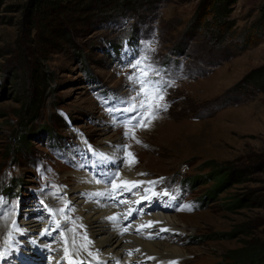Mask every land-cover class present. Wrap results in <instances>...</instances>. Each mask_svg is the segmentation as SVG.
Here are the masks:
<instances>
[{
    "label": "rangeland",
    "instance_id": "374dc122",
    "mask_svg": "<svg viewBox=\"0 0 264 264\" xmlns=\"http://www.w3.org/2000/svg\"><path fill=\"white\" fill-rule=\"evenodd\" d=\"M27 1L0 0V231L13 222H45L47 205L57 220L70 218L62 229L75 226L71 240L84 243L83 234L98 229L79 227L88 203L81 188L95 178L109 188L113 174L132 173L140 182L160 181L153 185L158 195L141 198L133 213L173 221L169 231L149 232L159 246L179 253L177 264H235L237 251L264 239V92L246 97L230 91L264 70V36L231 54L189 28L199 0H159L144 17L126 12L73 31L69 43L64 34L72 23L63 15L52 16L41 35L30 28ZM263 6L264 0H236L230 37L238 39ZM145 56L158 73L151 79L165 82L167 110L148 129L136 130L137 144L124 136L136 113L121 110L136 102L137 86L128 76L131 64ZM123 145H131L136 158L131 168ZM220 165L237 172L212 192L210 171ZM105 204L96 207L107 210ZM185 205L191 210H180ZM17 240L0 256L2 264H44L47 245L25 234ZM98 257L82 261L103 264Z\"/></svg>",
    "mask_w": 264,
    "mask_h": 264
},
{
    "label": "trees",
    "instance_id": "16d2710c",
    "mask_svg": "<svg viewBox=\"0 0 264 264\" xmlns=\"http://www.w3.org/2000/svg\"><path fill=\"white\" fill-rule=\"evenodd\" d=\"M235 1L199 0L194 16L189 22L193 34L204 33L209 42L220 49L229 48L232 50L231 54L255 45L264 36V6L258 18L235 40L230 37L235 22L230 17L231 5ZM158 2L159 0H28L24 14L30 28H33L37 35H41L45 27L47 29L50 27L48 23L51 22L52 16L63 15V18H68V22L72 23V29L65 31L64 40L73 43V31L79 32L85 28L89 29L88 27L96 28L118 16H125L126 12L144 17L145 14L154 11ZM254 75L253 77L247 75L230 91L234 93L241 91L246 97L264 92V70L257 71ZM24 140L27 141L25 137H19L20 142ZM233 170L226 165L212 168L209 177L215 181L212 192L226 187V182L237 172ZM255 239L257 244L250 243L247 249L237 251L239 253L235 258V264H264V239Z\"/></svg>",
    "mask_w": 264,
    "mask_h": 264
},
{
    "label": "bare ground",
    "instance_id": "6f19581e",
    "mask_svg": "<svg viewBox=\"0 0 264 264\" xmlns=\"http://www.w3.org/2000/svg\"><path fill=\"white\" fill-rule=\"evenodd\" d=\"M135 176L136 175L132 173H128L127 177H122L123 179H121L139 181ZM88 178L86 177V179ZM95 179L94 181L89 180L88 185H84L80 190L82 192L81 197L88 199V203L85 204L82 211L79 212L83 225L82 229H87L91 224H96L95 229H98V232H87L88 238L93 242L88 250L96 255L102 254L105 258L103 264H169L171 261H175L177 264V260L180 258L177 251L161 247L154 239L147 238L150 229L155 228V230H159L161 227L167 228L173 226L171 225L173 224V221L166 216L162 218L154 214L155 216L146 218V215H139V211L133 213V209L137 208L136 206L140 203L142 197H152L151 192H147L146 189H153V185L142 183V185L144 184L142 192H136V194L133 193L137 191L136 188H133L131 192L121 190V192L112 194L116 197L113 199L109 195L111 187H106L104 183H96ZM96 192H103L105 195L93 196L91 198L87 195ZM121 201H124V203H121ZM104 203H106L105 205H108L107 210L97 209L99 208L96 207L97 205ZM130 210L131 214L129 215ZM113 215L119 217L116 222L107 219V217ZM40 219H30V221L27 222V226L19 227L21 231H15L13 226H4L5 228H2L0 231V237L3 243V249L0 253L8 255L13 244L18 242L17 237L21 234H25L35 239L38 243L40 242L43 245H47V256L44 264H57L58 260L59 264H65V261L60 260V257L62 256V248L64 246L60 239V235L61 233H64V235L68 237L69 242H71L72 236L70 232H64L65 230L62 229L63 226L67 225V221L65 219L57 220L53 214L46 216L45 222L43 223L40 222ZM57 221L60 223L59 229L56 228ZM149 221L158 223H154L151 228H145L143 234L136 230L141 224H146ZM47 224L50 226H47ZM114 225H118V227ZM130 225L131 227H129ZM125 227H129L128 232L123 231ZM45 229L48 230V233L44 234L42 241L37 236L33 235L34 232H36L42 236L41 233H43ZM55 230H57L56 234H54ZM102 232L104 235L98 236L99 233ZM9 233H11L10 243L8 242ZM49 238H53L54 240L49 243ZM78 243L80 244L79 241ZM137 249H139V251H137ZM141 250L143 251L142 255L139 254ZM130 252L131 255H129ZM78 256L81 257H77V259L83 260L88 255L87 252L81 250ZM149 257H154L155 259H149ZM11 263L12 262H6L3 264ZM0 264L2 263L0 262Z\"/></svg>",
    "mask_w": 264,
    "mask_h": 264
},
{
    "label": "snow or ice",
    "instance_id": "6c2138e0",
    "mask_svg": "<svg viewBox=\"0 0 264 264\" xmlns=\"http://www.w3.org/2000/svg\"><path fill=\"white\" fill-rule=\"evenodd\" d=\"M147 60V57H141L140 59H136L134 63L131 64V68L134 70L132 74L128 76V79L137 87L134 88L135 96L131 99L133 101H136L135 103H132L129 108L122 109L123 112H135L136 115L132 116L127 121V130L124 132V136L128 139H133L136 141L137 144H142V141L136 138L135 132L137 129H148L154 120L158 118L160 110H167V104L164 103L165 99V82L162 80H152L151 75L153 73H157V70L153 68L152 65L146 64L145 61ZM158 74V73H157ZM168 86H171L170 84ZM102 103H107V101H102ZM119 109L116 108H109V113L113 111H117ZM135 121V123H133ZM131 148V145H123L121 148V151L124 152V163L126 166L131 168L137 161L134 156V154L129 150ZM97 156L100 159H104L102 153H97ZM80 167H83V165H80ZM140 175H144V173H140ZM163 178H161L162 180ZM96 183H101L102 181L96 180ZM108 183L111 184L110 189V197L115 199L116 197L112 195L113 193L121 192V190L126 192H131L133 188L139 187L142 183H147L150 185H155L159 183L160 181H147V182H140V181H129V180H122L120 179V174L115 173L113 176H111L108 181ZM61 189L57 188L56 192L59 193ZM147 192H151L152 196L158 195L152 188L146 189ZM89 198L93 196H103L105 193L103 192H96V193H89L87 194ZM162 195H169L167 191L163 192ZM142 199H150V197L145 196L142 197ZM174 199V197H173ZM3 198L0 197V203H3ZM43 203V201H41ZM121 203H124V201H121ZM67 206V205H65ZM44 207L47 209L48 213L50 215L53 214V209L48 207L47 205H44ZM180 210H191L190 205H185L183 209ZM61 213H63V209L59 210ZM131 214V210L129 212V215ZM126 218V217H125ZM69 217H65V220H69ZM108 220L116 222L119 217L116 215L107 217ZM73 225H75V221L72 222ZM154 223L149 221L146 224H141L136 230L143 234L145 228H151L153 227ZM118 227V225H114ZM79 227H83V225H80ZM131 227V225L129 226ZM129 227H125L123 229L124 232L129 231ZM13 228L15 231H21L18 226L15 225V222H13ZM56 228H60V223L56 222ZM68 232L75 233L76 227L73 226L69 229H67ZM161 232L163 231H169L167 228H161ZM48 233V230L45 229L41 235ZM148 238H152V234H148ZM60 239L63 242V248H62V256L60 257V260L65 261V264H84L82 260L77 259L79 253L81 250L84 252H87V255L92 257L93 260L99 259L98 255L93 253L92 251H89V246L92 245V241L88 238L87 234H83V241L84 243L77 244V241L75 239H72L71 242H69V239L67 236L64 235V233H61ZM8 242H11V233H9V239ZM50 247V246H49ZM51 250V249H50ZM139 251V249H137ZM3 253H0V256H2ZM131 255V252L129 253ZM149 259H155L154 257H149ZM57 264H59V260L57 261ZM169 264H176L175 261L169 262Z\"/></svg>",
    "mask_w": 264,
    "mask_h": 264
}]
</instances>
